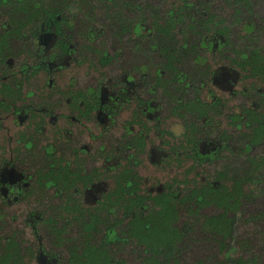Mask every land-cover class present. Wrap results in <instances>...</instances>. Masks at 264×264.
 I'll return each instance as SVG.
<instances>
[{"label":"flooded vegetation","instance_id":"obj_1","mask_svg":"<svg viewBox=\"0 0 264 264\" xmlns=\"http://www.w3.org/2000/svg\"><path fill=\"white\" fill-rule=\"evenodd\" d=\"M249 225L264 0H0V264H264Z\"/></svg>","mask_w":264,"mask_h":264},{"label":"rangeland","instance_id":"obj_2","mask_svg":"<svg viewBox=\"0 0 264 264\" xmlns=\"http://www.w3.org/2000/svg\"><path fill=\"white\" fill-rule=\"evenodd\" d=\"M258 208L260 210V204H258ZM242 234L243 235L242 236L240 235V237H242L244 242L250 243L251 240L253 239V237L258 236V238L261 239L262 245L264 246V236H263L262 230L260 228L255 230V229H252L251 225H249L248 227H246L244 229ZM236 242H239V241H236ZM198 246H199V244H198ZM199 253H202V251H198L197 253L195 252L193 260H195L197 257H199L198 256ZM241 255H244L243 252L241 253Z\"/></svg>","mask_w":264,"mask_h":264},{"label":"trees","instance_id":"obj_3","mask_svg":"<svg viewBox=\"0 0 264 264\" xmlns=\"http://www.w3.org/2000/svg\"><path fill=\"white\" fill-rule=\"evenodd\" d=\"M166 237H167V235L164 234V235H163V239H165ZM105 258H106V257H105Z\"/></svg>","mask_w":264,"mask_h":264}]
</instances>
